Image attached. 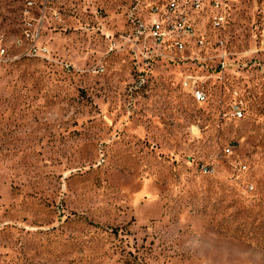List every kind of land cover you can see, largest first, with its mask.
I'll return each instance as SVG.
<instances>
[{"label":"rangeland","instance_id":"obj_1","mask_svg":"<svg viewBox=\"0 0 264 264\" xmlns=\"http://www.w3.org/2000/svg\"><path fill=\"white\" fill-rule=\"evenodd\" d=\"M34 1L0 0V264H264V0L185 5L204 57L143 84L170 0Z\"/></svg>","mask_w":264,"mask_h":264},{"label":"built area","instance_id":"obj_2","mask_svg":"<svg viewBox=\"0 0 264 264\" xmlns=\"http://www.w3.org/2000/svg\"><path fill=\"white\" fill-rule=\"evenodd\" d=\"M34 2V0H29L28 3L33 5ZM212 2L218 4L217 0H212ZM188 4L194 10L204 8L203 0H170L168 2V12H165L163 15V17L167 16V19L157 16L146 20L142 17L132 15L131 33L127 41H129V44H131V47L136 52L137 63L142 64V66H139L142 84L147 80L144 73L151 68L155 58L163 57V59L174 61L191 60L189 65L197 67V60L204 57L200 53H186L189 49V39L195 36V28L187 16L188 12L185 7ZM221 22L222 19H219L216 21V25H220ZM202 39H199V44L205 42ZM219 44H223V42ZM219 44L218 46L220 47ZM28 54L38 55L39 50L33 48L31 53ZM218 58V65L225 68L229 63L230 54L224 49L218 55ZM140 67L142 68L140 69ZM182 83L183 87L191 93L196 101L203 103L208 100V94L203 86L201 77L193 70H188L185 73ZM235 113L239 117L243 116L242 108L235 106Z\"/></svg>","mask_w":264,"mask_h":264},{"label":"bare ground","instance_id":"obj_3","mask_svg":"<svg viewBox=\"0 0 264 264\" xmlns=\"http://www.w3.org/2000/svg\"><path fill=\"white\" fill-rule=\"evenodd\" d=\"M31 51H32V50H30V52H29V53H31Z\"/></svg>","mask_w":264,"mask_h":264}]
</instances>
